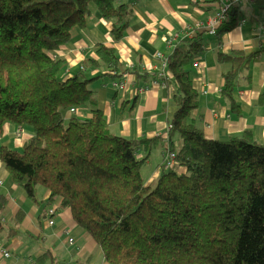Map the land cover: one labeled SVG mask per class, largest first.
<instances>
[{
	"label": "trees",
	"instance_id": "1",
	"mask_svg": "<svg viewBox=\"0 0 264 264\" xmlns=\"http://www.w3.org/2000/svg\"><path fill=\"white\" fill-rule=\"evenodd\" d=\"M135 1L0 0V136L7 122L33 132L22 150L0 147V159L30 198L37 200V185L50 190V203L61 198L59 206L71 209L110 264H264V143L250 129L209 138L188 122L198 107L189 65L202 50L201 34L177 43L167 56L163 80L176 110L165 138L116 135L96 106L92 79L122 78L129 71L137 83L145 76L125 68L114 46L96 43V57L64 78L67 63L56 51L70 41L73 28L86 26L98 11L111 22L116 43L130 25ZM256 2L264 7L263 0ZM232 11L218 33L237 25L239 7ZM263 49L218 53L231 65L222 74L223 96L232 98L239 77ZM97 69L103 71L93 74ZM86 104L89 117H64ZM158 146L165 155L174 151L175 163H162L158 179L146 184L141 169ZM5 204L0 197V209ZM37 261L58 264L50 251Z\"/></svg>",
	"mask_w": 264,
	"mask_h": 264
},
{
	"label": "crops",
	"instance_id": "2",
	"mask_svg": "<svg viewBox=\"0 0 264 264\" xmlns=\"http://www.w3.org/2000/svg\"><path fill=\"white\" fill-rule=\"evenodd\" d=\"M220 1L137 0L132 5L130 25L116 43L110 36L111 22L96 11L87 19L86 26H75L70 41L56 51V56L67 63L64 78L84 68L87 57H96V43L114 46L125 68L133 66L131 70L136 69L145 76L135 83L136 76L128 71L122 77L127 82L124 89H116L111 76L92 79L88 86L94 91L96 106L102 109L110 131L116 135L129 139L156 135L165 138L176 105L171 90L162 85L158 76L157 53L168 56L177 43L201 34L202 50L189 65L193 86L199 92L198 107L188 122L194 123L209 138L227 139L250 129L255 139L264 143V102L260 101L264 92V49L239 77L231 99L221 93L222 74L231 65L218 60L220 52L249 53L264 47V7L257 0L241 2L236 5L239 7L237 25L229 31L211 34L208 20L215 15ZM174 33L177 37L170 46L166 38ZM194 62L198 63L197 67H193ZM102 71L97 69L92 73ZM137 85L148 89L137 93ZM90 109V105H83L75 115L89 117ZM63 115L69 118L74 114L66 110ZM32 134L25 127L7 122L0 136V147L22 150ZM173 140L175 147L181 144L178 135ZM163 149L154 148L144 164L150 165L145 176L141 171L146 184L154 183L160 175ZM152 154L159 161L154 168L150 162ZM36 190L37 200H34L14 181L0 159V197L6 198V204L0 209L4 223L0 242L10 253L4 256L0 252V264H45L37 260L46 251L55 256L58 264H110L100 243L76 222L71 209L59 206L61 198L50 203L49 189L37 185ZM50 209L54 210L53 214L49 213ZM11 232L14 234L10 235Z\"/></svg>",
	"mask_w": 264,
	"mask_h": 264
},
{
	"label": "built area",
	"instance_id": "3",
	"mask_svg": "<svg viewBox=\"0 0 264 264\" xmlns=\"http://www.w3.org/2000/svg\"><path fill=\"white\" fill-rule=\"evenodd\" d=\"M246 1V0H221L220 4L218 6V9L213 17H211L208 20V29L211 34H216L217 33V27L221 25L222 23L226 22L230 16H231V10L234 6L240 4L241 2ZM242 22L245 21V19L241 20ZM177 34H170L166 38V42L172 46L174 41L176 40ZM157 57L159 59V70H158V76L162 82L163 86H166L163 78H166L169 75V72L167 71V56L163 55L162 53H157ZM193 67H197L198 63L194 62ZM132 68L133 66H129ZM127 82L123 78L119 77H114L113 85L116 89H124L126 86ZM148 89V86H140L139 88L136 89L137 93H142ZM77 109H74L71 107L69 109L70 113H75ZM20 131H18L19 134ZM175 163V152L171 151L168 152L163 159V164L165 167H170L171 165L173 166ZM50 214L54 213L53 209L49 210ZM53 223V220H50V224ZM0 252L4 256L10 255V253L5 249L3 244L0 242Z\"/></svg>",
	"mask_w": 264,
	"mask_h": 264
},
{
	"label": "rangeland",
	"instance_id": "4",
	"mask_svg": "<svg viewBox=\"0 0 264 264\" xmlns=\"http://www.w3.org/2000/svg\"><path fill=\"white\" fill-rule=\"evenodd\" d=\"M154 154H152V159H151V166H153V168L154 167H156L157 165L156 164H158L159 163V161H156V158H154V156H153ZM150 165L149 164H147V165H143L142 166V169H141V171H142V173H143V175L145 176V174H147V172H149L150 171ZM147 169H148V171H147Z\"/></svg>",
	"mask_w": 264,
	"mask_h": 264
},
{
	"label": "water",
	"instance_id": "5",
	"mask_svg": "<svg viewBox=\"0 0 264 264\" xmlns=\"http://www.w3.org/2000/svg\"><path fill=\"white\" fill-rule=\"evenodd\" d=\"M234 12L232 11L231 14H233Z\"/></svg>",
	"mask_w": 264,
	"mask_h": 264
}]
</instances>
